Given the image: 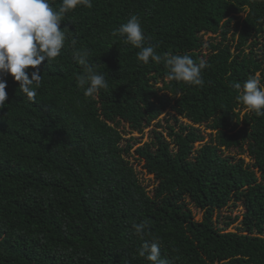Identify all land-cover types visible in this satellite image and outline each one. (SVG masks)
I'll use <instances>...</instances> for the list:
<instances>
[{"label": "trees", "instance_id": "obj_1", "mask_svg": "<svg viewBox=\"0 0 264 264\" xmlns=\"http://www.w3.org/2000/svg\"><path fill=\"white\" fill-rule=\"evenodd\" d=\"M51 3L58 9L61 0ZM92 3L67 13L61 29L91 51L109 88L85 97L76 84L81 66L66 47L40 67L57 107L42 89L35 103L12 92L0 110V264H151L138 250L153 238L169 264H264V117L247 112L230 86L257 72L264 84V49L256 51L264 0ZM130 14L158 54L205 60L204 86L166 79L163 64L138 63L139 50L110 35ZM209 34L217 40L206 41ZM154 126L153 140L136 151L157 182L151 192L125 136ZM238 206V231L228 230L238 217L220 227L221 212ZM145 220L142 240L133 225Z\"/></svg>", "mask_w": 264, "mask_h": 264}, {"label": "clouds", "instance_id": "obj_2", "mask_svg": "<svg viewBox=\"0 0 264 264\" xmlns=\"http://www.w3.org/2000/svg\"><path fill=\"white\" fill-rule=\"evenodd\" d=\"M77 7L91 9L92 0H61L58 9L53 7L51 0H0L1 112L12 92L19 93L29 103H35L42 89L51 96L57 107L59 102L55 91L42 85L40 67L50 66L66 47H70L73 59L81 66L82 74L77 75L76 84L85 97L95 99L101 90L109 88L105 74L99 72L97 65L89 60L91 51L77 47L78 40L67 27L61 29L65 15ZM110 35L138 49V63L163 64L167 69L166 79L189 86H204L202 71L208 67L207 62L202 59L197 63L188 54H158V45L146 43L148 38L137 14H130L127 22L113 29ZM230 86L238 93L236 101L247 112L264 117V84L259 72L243 83L236 82ZM147 227V220L134 224V234L143 240ZM138 254L151 264H169L167 259L161 258L158 238H153L151 242L144 240Z\"/></svg>", "mask_w": 264, "mask_h": 264}, {"label": "rangeland", "instance_id": "obj_3", "mask_svg": "<svg viewBox=\"0 0 264 264\" xmlns=\"http://www.w3.org/2000/svg\"><path fill=\"white\" fill-rule=\"evenodd\" d=\"M245 15H242V18H244ZM216 39L217 40V37H214L213 38V35L212 34H209L207 36H205V40L209 41V43ZM259 46L256 48V51L260 53V50L264 47H263V44H264V38L260 37L259 38ZM260 78H261V74H260ZM170 113V114H169ZM162 124L164 127H167V121L166 120H170V119H173V113L168 111L166 112L162 117ZM183 122L187 123L186 120H183ZM171 124H175V122L172 120L170 122ZM153 129H156V127H152L150 129H147L144 133V135H140V134H137L135 133L133 136H130V135H127L125 136V139L127 141V143L125 142V144H130V145H134V148L132 149L131 153L132 155L129 156V159H130V162L131 164L134 166L135 170L138 172L139 174V177L141 179V181L143 182L144 186H146L149 191L151 192H154V189L155 187L157 186V182L155 181L154 179V176L152 175H149L146 173V170L144 169V161H141L139 155L136 153L137 149L141 146H143L144 144L146 143H149L153 140V134H152V130ZM159 131H164L165 134L167 135L166 131L164 130V128L162 129H158ZM203 130H205V127L203 128ZM207 133H210V131H205ZM131 138L134 140V141H130ZM209 136H207V141L209 140ZM233 155H237L239 154L238 151H234L232 152ZM239 158V157H238ZM244 159L249 163L251 161V159L247 156V155H244ZM193 213L196 217V220L198 221H201L203 219V213L201 211H199L198 209L196 208H193ZM244 213V209L240 206H238L237 208H226L225 210H223L221 212V216H220V221H219V226L220 227H225L226 224L228 222H230L229 219H227V217H230L231 219H235V218H239L234 224H232L228 230L229 231H238V228L240 227V222L242 220V215ZM217 215V213H216Z\"/></svg>", "mask_w": 264, "mask_h": 264}]
</instances>
